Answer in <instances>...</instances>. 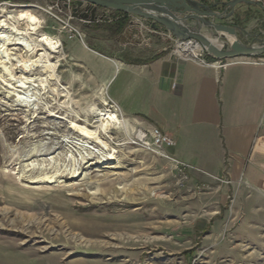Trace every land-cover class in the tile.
Segmentation results:
<instances>
[{
  "label": "rangeland",
  "instance_id": "rangeland-1",
  "mask_svg": "<svg viewBox=\"0 0 264 264\" xmlns=\"http://www.w3.org/2000/svg\"><path fill=\"white\" fill-rule=\"evenodd\" d=\"M236 6L202 7L220 15L207 20L236 34L205 25L202 34L219 46L264 42V11ZM71 13L61 0H0V25L17 27L34 47L30 55L7 45L11 72L0 57V241L114 263L264 264V188L150 151L138 139L143 127L110 96L112 61L174 53L175 43L148 29L116 36L114 23L85 24ZM43 37L58 53L46 58ZM30 61L39 67L27 70ZM22 75L36 79L23 84ZM108 111L123 122L101 135L107 146L72 129L96 126Z\"/></svg>",
  "mask_w": 264,
  "mask_h": 264
},
{
  "label": "crops",
  "instance_id": "crops-1",
  "mask_svg": "<svg viewBox=\"0 0 264 264\" xmlns=\"http://www.w3.org/2000/svg\"><path fill=\"white\" fill-rule=\"evenodd\" d=\"M240 5L243 10L264 11L258 4ZM103 13L107 16L91 25L116 24L126 17L128 24L121 35L131 31L139 36L145 26L152 27V22L140 17L97 11ZM157 31L161 35L166 30L159 27ZM207 60L215 61L211 56ZM112 62L110 96L123 114L141 127L155 126L170 135L175 141L169 149L171 155L198 170L215 175L226 172L231 180L247 177L264 188V60L253 63L239 58L219 68L162 50L146 60L119 58ZM0 264L127 263L99 257L67 258L0 241Z\"/></svg>",
  "mask_w": 264,
  "mask_h": 264
},
{
  "label": "water",
  "instance_id": "water-1",
  "mask_svg": "<svg viewBox=\"0 0 264 264\" xmlns=\"http://www.w3.org/2000/svg\"><path fill=\"white\" fill-rule=\"evenodd\" d=\"M66 8L72 7L71 16L86 24L97 23L107 16L98 15L99 9L121 12L140 17L152 22L156 30L162 27L179 40H195L200 43L216 61H226L239 58H260L264 56V42L259 45H233L224 43L218 46L202 34L201 27L207 26L221 32H232L236 29L225 25H217L208 17H220L219 14L202 10L206 6L195 5L191 0H61ZM257 4L251 1L235 0L226 3L234 8L238 4ZM260 5V4H258ZM191 22V23H190Z\"/></svg>",
  "mask_w": 264,
  "mask_h": 264
},
{
  "label": "built area",
  "instance_id": "built-area-1",
  "mask_svg": "<svg viewBox=\"0 0 264 264\" xmlns=\"http://www.w3.org/2000/svg\"><path fill=\"white\" fill-rule=\"evenodd\" d=\"M195 1L200 3V4H204V5L209 4L210 5V4H226V3H229V2H232L235 0H195ZM245 1H251L254 3L260 4L264 7V0H245ZM69 19H71V17H69ZM66 25L69 26L70 31L72 33L77 34L78 36H80L81 39H83L82 34L80 33V31L76 27H73L69 24H66ZM145 29H148L152 33H158V31L156 29H154L153 27H150L148 25L145 26ZM160 34L164 37H167L168 39H170L171 41H173L175 43L176 50L174 53H171V54L175 55L179 58H182L185 60H194V61L204 63V64L217 65L219 68H225L228 65H230L231 63L236 61V59H233V60H226V61H216L215 60L213 62H209L207 60V57H210L208 51L197 41H195V40H187V41L179 40L176 37H174L168 31L167 32L162 31ZM255 59L256 58H247V61L253 62V63H258L259 61H256ZM109 99L111 102H113V100L111 98H109ZM138 139L150 151L157 153L162 158L175 161L178 165H180L184 168L190 167V165L176 160L175 158H173L168 153L167 150L174 147L175 141L170 135L164 133L159 128H157V127H153L150 129L140 128L139 134H138Z\"/></svg>",
  "mask_w": 264,
  "mask_h": 264
},
{
  "label": "bare ground",
  "instance_id": "bare-ground-1",
  "mask_svg": "<svg viewBox=\"0 0 264 264\" xmlns=\"http://www.w3.org/2000/svg\"><path fill=\"white\" fill-rule=\"evenodd\" d=\"M0 30H12L11 33L13 34H1L0 35V57L4 60L3 63H2V67L6 72H11V70H9V68L7 66H5L6 62H9L12 58H10V55L11 53L8 52V49H7V45L8 44H11L12 42H15V44L23 47L24 50H26V52H29L30 55L31 53L34 52V47H32V45L23 37V34L17 27L13 26L12 28H9L7 26V24H5L4 22L0 25ZM13 36V37H12ZM45 36V35H44ZM50 38V37H48ZM48 38L46 37H43L41 38L39 41L42 43L41 46L44 47V49L46 50L45 54H46V58L48 57V54L51 52L53 53H58V46L57 44L55 45V43H53L52 41H50ZM209 38V37H208ZM209 40L218 45L216 40L215 39H211L209 38ZM219 46V45H218ZM9 48V47H8ZM36 49V48H35ZM10 51V50H9ZM36 51V50H35ZM44 51V50H43ZM48 53V54H47ZM44 54V55H45ZM41 56V55H40ZM51 56V54H50ZM49 56V57H50ZM42 57V56H41ZM0 58V59H1ZM45 58V56H44ZM17 59V58H16ZM42 59V58H41ZM40 60V59H39ZM37 61V60H36ZM42 61V60H41ZM11 62V61H10ZM29 62V61H28ZM41 63V62H40ZM45 63H48L47 65L45 64V69H49V70H53L54 67L49 63V60H46ZM8 64V63H7ZM43 64V63H42ZM39 65V64H38ZM36 64V62H33L31 63L30 61V64L28 65L27 63H25V68L27 70H33V68H37L38 66ZM41 65V64H40ZM11 67V66H10ZM39 67V66H38ZM0 68V69H1ZM12 68V67H11ZM10 68V69H11ZM24 68V69H25ZM3 70V71H4ZM13 70V69H12ZM26 70V71H27ZM14 73V72H13ZM31 73V72H29ZM28 73V74H29ZM5 74V73H4ZM10 74V73H8ZM24 74V73H23ZM27 74V73H26ZM25 75V74H24ZM9 76V75H8ZM10 77V76H9ZM14 78V76H13ZM34 77L32 76H21L20 77V80L23 84H27L29 82H32L34 81ZM38 79V78H37ZM16 80V79H15ZM43 81H45L44 79H42ZM5 81V80H4ZM36 81V80H35ZM52 81V80H51ZM11 82V81H10ZM21 82L20 85H21ZM9 83V82H8ZM13 83V82H12ZM17 83V82H16ZM22 84V85H23ZM31 84V83H30ZM44 86V85H42ZM43 88V87H42ZM22 94V93H21ZM18 96V95H17ZM20 97V96H18ZM19 101V100H18ZM31 102V101H30ZM108 107V106H107ZM112 109V108H111ZM110 109V110H111ZM119 113V111H118ZM124 116V115H123ZM100 123L97 124L96 126H93V127H89L87 125H83V124H80V123H77V122H72V129L77 133L79 134V136H81L82 138L84 139H87V140H95L97 143H100L101 144H104L107 146V143L106 142H103V139L101 137L102 134H105L107 135L110 130L114 129V125L115 124H120L122 123L123 121L120 119L119 115L117 114V112H114V111H108L107 115H103L102 118L100 119L99 121ZM123 125V124H122ZM126 126V125H125ZM71 128V127H70ZM127 129V128H126ZM72 130V131H73ZM111 133V132H110ZM112 135V134H111ZM104 138V137H103ZM110 138V137H109ZM112 139V138H111ZM111 141V140H110ZM90 142V141H88ZM87 142V143H88ZM81 147V146H80ZM101 147V146H100ZM93 148V147H92ZM106 148V147H105ZM82 149V148H81ZM107 149V148H106ZM89 150V149H88ZM97 150V149H96ZM87 151V150H86ZM92 151V150H91ZM90 151V153H91ZM94 151V150H93ZM102 152V151H101ZM100 153V152H99ZM103 153V152H102ZM116 153V152H115ZM104 154V153H103ZM110 154V153H109ZM110 156V155H109ZM91 157V155H90ZM94 157V156H93ZM96 157V156H95ZM87 160V159H86Z\"/></svg>",
  "mask_w": 264,
  "mask_h": 264
},
{
  "label": "trees",
  "instance_id": "trees-1",
  "mask_svg": "<svg viewBox=\"0 0 264 264\" xmlns=\"http://www.w3.org/2000/svg\"><path fill=\"white\" fill-rule=\"evenodd\" d=\"M125 15V13H122ZM128 24V19L126 17H122L121 19L118 20V22H116L115 27H116V32H117V35H121L126 26ZM192 253H194V250H188L185 252L186 255H192Z\"/></svg>",
  "mask_w": 264,
  "mask_h": 264
}]
</instances>
